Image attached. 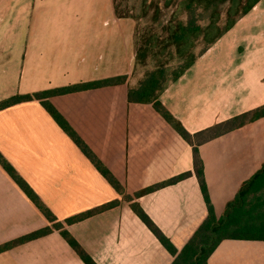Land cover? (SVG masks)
<instances>
[{"label":"crops","instance_id":"obj_1","mask_svg":"<svg viewBox=\"0 0 264 264\" xmlns=\"http://www.w3.org/2000/svg\"><path fill=\"white\" fill-rule=\"evenodd\" d=\"M10 15V4L0 0ZM11 1V0H8ZM264 0L161 95L165 108L197 133L264 105ZM4 3H6L4 5ZM263 7V8H262ZM23 24H0V102L16 95L127 75L126 84L53 96L51 104L181 251L208 211L193 150L150 104L129 103L136 83L134 24L112 0H25ZM227 36V37H226ZM0 152L96 264H172L174 257L40 100L0 111ZM217 218L264 164V118L199 146ZM191 172L175 184L135 194ZM115 205L68 224L67 220ZM50 227L0 166V246ZM0 264H85L52 228L0 253ZM208 264H264V241L224 240Z\"/></svg>","mask_w":264,"mask_h":264},{"label":"trees","instance_id":"obj_2","mask_svg":"<svg viewBox=\"0 0 264 264\" xmlns=\"http://www.w3.org/2000/svg\"><path fill=\"white\" fill-rule=\"evenodd\" d=\"M262 0H166V6L177 5L186 12L185 20L174 18L164 26V36L152 35L140 44L135 53L134 70L138 66H147L155 61L152 69L146 71L136 83L128 88L129 103L150 104L191 145L194 159V173L199 181L204 201L207 206V217L189 240L186 246L178 251L151 218L133 198L125 194L122 185L103 164L65 117L49 101L53 96L66 95L80 91L126 84L128 76H116L101 81L79 83L66 87L47 90L35 94L16 95L0 102V111L12 105L32 100H40L57 125L75 143L80 151L91 161L109 184L131 202V208L143 223L155 235L163 247L175 258L172 264H208V260L224 240L264 241V164L261 170L247 181L235 199L228 204L222 218H217L208 192L204 176V165L199 154V146L249 123L264 118V105L232 117L191 134L162 104L160 97L172 84L178 81L197 60L222 39L239 20L245 17ZM117 13V12H116ZM122 18L121 16H119ZM202 21L205 24H202ZM201 47L198 51V47ZM135 78V77H134ZM0 166L19 186L31 202L52 223V228L59 231L62 237L79 255L85 264H96L83 250L79 243L57 221L55 215L44 204L38 194L22 178L12 164L0 152ZM191 172L181 174L161 184L148 187L135 194L136 197L154 192L160 188L175 184L191 176ZM110 203L67 220L68 224L82 221L91 215L113 207ZM47 227L0 246V253L18 245L43 237L52 232Z\"/></svg>","mask_w":264,"mask_h":264},{"label":"rangeland","instance_id":"obj_3","mask_svg":"<svg viewBox=\"0 0 264 264\" xmlns=\"http://www.w3.org/2000/svg\"><path fill=\"white\" fill-rule=\"evenodd\" d=\"M113 8L118 18L119 16L122 19H129L135 26L134 29V43H135V53L140 44L148 39V37L156 34L164 36V26L168 25V22L173 20L174 18H179L185 20L186 12L183 8L177 7V5H171L169 7L166 6V0H112ZM264 2V1H263ZM7 3L10 4L11 7L16 8L11 10L10 15L2 21L4 16H0V24L1 28L6 27L10 21L14 23L23 24V15L21 10H18L22 4L25 3V0H11ZM6 3H4L5 5ZM263 8V7H262ZM0 10L4 13L3 5L0 1ZM202 24H205L202 21ZM0 28V29H1ZM232 30L228 32L227 36L229 41H233L232 39ZM1 36V34H0ZM226 36V37H227ZM0 40H2L0 38ZM202 47V46H201ZM198 47L197 51L201 48ZM155 65V61H149L147 66H138L136 71L133 70L131 74L133 75L134 80L138 79L140 76H143L144 73L150 69H152Z\"/></svg>","mask_w":264,"mask_h":264}]
</instances>
